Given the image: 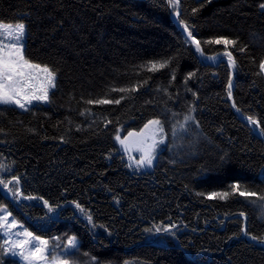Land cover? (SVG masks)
<instances>
[{"label": "trees", "instance_id": "obj_1", "mask_svg": "<svg viewBox=\"0 0 264 264\" xmlns=\"http://www.w3.org/2000/svg\"><path fill=\"white\" fill-rule=\"evenodd\" d=\"M261 3L179 0L171 11L209 58L223 55L225 46L204 41H238L228 48L236 60L232 103L264 130ZM0 22L24 23L25 56L57 72L50 102L28 110L0 105V164L10 168L0 178L20 176L25 195L43 197L55 209L49 213L42 200L16 201L0 190V204L25 229L60 245L75 236L73 255L88 264H264V246L241 232L246 222L249 237H264L258 199L264 139L228 99L227 60L206 62L175 25L166 0H0ZM165 60L168 66L155 72L141 67ZM137 85L143 86L135 92L110 91ZM121 96L127 98L119 105L86 103ZM189 107L193 141L176 153L171 136ZM150 119L164 123L165 150L150 170L130 167L117 130L136 132ZM234 184L257 196L208 198ZM0 261L21 264L2 250Z\"/></svg>", "mask_w": 264, "mask_h": 264}, {"label": "snow or ice", "instance_id": "obj_2", "mask_svg": "<svg viewBox=\"0 0 264 264\" xmlns=\"http://www.w3.org/2000/svg\"><path fill=\"white\" fill-rule=\"evenodd\" d=\"M169 6L178 8L179 0H168ZM261 9H264V3L259 5ZM197 11L193 9V12ZM179 13H177V16ZM184 25V30L188 34V38L195 45L196 50L203 55L201 48V41L197 40L193 33L189 30V26L181 21ZM27 37V27L24 23H7L0 22V105H15L16 107L24 110H28V106L32 105L34 101L48 103L50 102V90L56 88L57 72L50 68L48 65H41L34 63L25 56V41ZM206 44L224 45V56L228 58V66L230 69H234L236 66V60L234 59L232 52L228 50L229 46H235L238 41L228 39L224 37L214 38L204 41ZM240 51H245V48H240ZM209 59H215L210 57ZM169 61H150L146 67L148 71L155 72L167 67ZM260 72L264 73V60L259 65ZM193 74H189L191 78ZM147 83V81H145ZM143 85L133 86L132 88L121 87L111 88L112 92L128 93L135 92L138 87ZM195 96L196 94L193 93ZM228 99H232V79L229 77L227 88ZM126 96H121L119 99H89L87 104L107 105L116 104L119 105L122 100L126 99ZM232 107L236 109L237 113L241 110L235 103ZM195 109L189 107V113ZM81 115H84L82 112ZM193 119L191 115L185 117V120ZM248 124L254 125L256 128H260V123L253 116L246 117ZM111 123V121H107ZM184 125H181L183 128ZM2 131V130H0ZM261 135H264V130L261 131ZM63 139V138H61ZM115 140L121 145L125 155H127L130 165H134L137 169L144 167H152L153 161L156 156V151L159 145L165 142V127L164 123L160 119H150L144 125V128L139 132H129L123 139L117 130ZM133 150L140 153L139 159H134L132 156ZM10 171V168L0 164V172ZM0 186L6 189V194H10L16 201L20 200H36L43 202V206L47 208L48 212H54V207L48 200L43 197L34 195H25L21 190V177L13 175L11 179L5 180L0 178ZM232 194H238L241 197H256L257 193L250 192L247 189L241 188L239 184L232 185L231 192H213L208 195L209 199L219 198L221 200L227 199ZM198 195H203L198 193ZM258 199L264 201V195H259ZM75 207L81 212L85 213V209L77 202H73ZM89 223H93L91 214H87ZM244 216V213H240ZM174 227V226H173ZM18 228H23V225L12 215L8 207L0 204V238L3 239V244H0V250L5 254H12L19 256L24 264H69L66 260H60L57 256H52L49 259V241L41 239L38 236H34L31 231L24 229L23 231H15ZM146 232H151L152 229H145ZM156 232H170L169 228L156 227ZM241 232L245 236H248V232L241 228ZM13 237H17L13 239ZM253 241L264 244V237L257 238L256 236L250 237ZM77 240L75 236L69 237L67 240L66 248H75ZM2 264V261H0Z\"/></svg>", "mask_w": 264, "mask_h": 264}, {"label": "rangeland", "instance_id": "obj_3", "mask_svg": "<svg viewBox=\"0 0 264 264\" xmlns=\"http://www.w3.org/2000/svg\"><path fill=\"white\" fill-rule=\"evenodd\" d=\"M218 56H220V55H216V56H213V57H215V59H216ZM215 59H211V60L212 61L213 60L215 61ZM227 62H228V60H227ZM262 74L264 76V73H262ZM36 103H39V102H36V101L33 102V104H36ZM32 105H30V106H32ZM12 106H15V105H12ZM30 106H28V108ZM18 109H20V108H18ZM20 110H24V109H20ZM189 115H191V117L193 118V116H192L191 113ZM193 121H194L193 119L188 120V121H186L184 119L182 122H180L176 126V129L174 130L173 135L171 136L172 142H171V146H170L171 149L174 148V150H175L176 153H180L184 149V147H186V146L188 147V149H190V146H191L193 140H190V139H187V138H193L194 137V133H192V131H193L192 130V128H193ZM182 124L184 125L183 128H181V125ZM251 127H253V129L256 131V129H255L254 126L251 125ZM143 128H144V126L142 127V129ZM141 130L136 131L135 133H139ZM119 134H120L121 138L123 139L125 136H127L128 133H122V131H119ZM117 144L119 146L120 151L123 153L125 159L127 160L128 165H130V161L128 160L127 155H125V153H124L121 145L118 142H117ZM166 144H167V135L165 133V142H164V144H161V145L158 146L157 151H156V156H155L154 161H153V166L150 167V168L149 167H144V168H140V169H145V170L152 169L157 164V162L159 160V156L162 153V151L165 150ZM132 156L134 157V159H139L140 153L137 152V151H135V150H133ZM130 167H135V166L132 165ZM257 205L260 208L263 206L262 202L259 203V204L257 203ZM24 229H25L24 227L23 228H18L15 231H23ZM34 236H36V235H34ZM16 238L17 237H13V239H16ZM41 239H43V238H41ZM44 240H46V239H44ZM77 243H78V241H77ZM66 244H67V241H66L65 244L60 245L58 243V240L57 239H54L51 243L49 242V245H48V248H49V253H48L49 259H51L52 256H57L62 261L63 260L68 261L69 264H88L89 263V261L86 262L84 259L78 258L77 256L73 255V252L76 251L77 245H76L75 248L69 249V248H66L65 247ZM8 255L19 259V261L21 262V264H24V262L20 259L19 256H14V255H12L10 253Z\"/></svg>", "mask_w": 264, "mask_h": 264}, {"label": "water", "instance_id": "obj_4", "mask_svg": "<svg viewBox=\"0 0 264 264\" xmlns=\"http://www.w3.org/2000/svg\"><path fill=\"white\" fill-rule=\"evenodd\" d=\"M166 2H167V5H168V7H169V9H170L171 18H172V20L174 21L175 25L180 29V31L184 34V36L186 37V39H187V40L192 44V46L196 49L195 45H194V44L192 43V41L188 38V34H187V32H185V30H184V25H182V24L177 20L176 15H174V13H172V11H171V7L169 6V2H168V0H166ZM199 53H200V52H199ZM200 55H201V53H200ZM201 56L205 59L206 62L211 63V64L217 63V62H219L221 59H226V60H228V58H227L226 56H224V55H220V56H218V57L215 59V61H214V60L212 61L211 59H209V57H207L204 53H203V55H201ZM235 71H236V66H235L234 69H231V79H232V81H233L234 76H235ZM231 104H233V103H232V99H231ZM238 115H240L244 120H247V119H246L247 116H245V115H243V114H241V113H238ZM252 126H254V125H252ZM254 127H255V126H254ZM255 129H256V133H257L258 135H260V136L264 139V135H261V131H262L261 128H256V127H255ZM0 190L2 191V193H3L7 198H10V195H9V194H6V193L3 191L2 186H0ZM243 218H244V220L246 219L245 216H243ZM246 227H247L246 222H244V227H243V228H244L245 230H246ZM242 238H243L244 240H246V241H250V242L258 243V244H261V245L264 246V244L259 243L258 240H257V241H253L249 236H245L244 233H242Z\"/></svg>", "mask_w": 264, "mask_h": 264}]
</instances>
